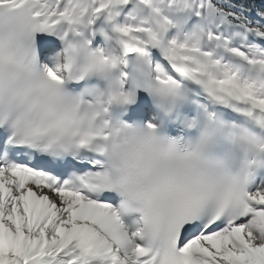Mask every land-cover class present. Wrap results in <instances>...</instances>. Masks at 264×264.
<instances>
[{
    "label": "snow or ice",
    "instance_id": "6c2138e0",
    "mask_svg": "<svg viewBox=\"0 0 264 264\" xmlns=\"http://www.w3.org/2000/svg\"><path fill=\"white\" fill-rule=\"evenodd\" d=\"M0 264H264V0H0Z\"/></svg>",
    "mask_w": 264,
    "mask_h": 264
}]
</instances>
